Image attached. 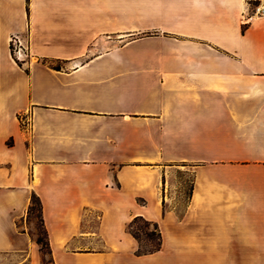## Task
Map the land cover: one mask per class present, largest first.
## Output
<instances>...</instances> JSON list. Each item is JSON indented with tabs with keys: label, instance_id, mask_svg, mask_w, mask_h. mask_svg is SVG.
I'll return each instance as SVG.
<instances>
[{
	"label": "crops",
	"instance_id": "obj_1",
	"mask_svg": "<svg viewBox=\"0 0 264 264\" xmlns=\"http://www.w3.org/2000/svg\"><path fill=\"white\" fill-rule=\"evenodd\" d=\"M256 4L0 0V264H264ZM137 217L158 252L138 255Z\"/></svg>",
	"mask_w": 264,
	"mask_h": 264
},
{
	"label": "trees",
	"instance_id": "obj_2",
	"mask_svg": "<svg viewBox=\"0 0 264 264\" xmlns=\"http://www.w3.org/2000/svg\"><path fill=\"white\" fill-rule=\"evenodd\" d=\"M18 62V61H17ZM21 64V62H18ZM193 191V185L189 182L187 186L185 195L186 198H190ZM37 212V218L40 223V230L38 231V244L41 248V252L44 255L50 253V246L48 241V233L45 228V223L42 214V203L38 196L33 195L31 206L28 211L29 219L32 218L33 214ZM143 223V228L136 230L135 226L138 223ZM151 226L154 228V232H144L145 239L142 238L141 233H143L144 228L149 229ZM129 232L139 243L138 255H148L158 252L162 247V235L157 224L148 222L142 217L135 218L129 225Z\"/></svg>",
	"mask_w": 264,
	"mask_h": 264
},
{
	"label": "built area",
	"instance_id": "obj_3",
	"mask_svg": "<svg viewBox=\"0 0 264 264\" xmlns=\"http://www.w3.org/2000/svg\"><path fill=\"white\" fill-rule=\"evenodd\" d=\"M251 13L253 16L256 17L264 16V7L261 4L255 5L251 7ZM10 43H11V52L13 58L16 61L22 62L25 61L27 57H29V54L27 52L28 48L25 47L20 36H12Z\"/></svg>",
	"mask_w": 264,
	"mask_h": 264
},
{
	"label": "rangeland",
	"instance_id": "obj_4",
	"mask_svg": "<svg viewBox=\"0 0 264 264\" xmlns=\"http://www.w3.org/2000/svg\"><path fill=\"white\" fill-rule=\"evenodd\" d=\"M256 5H258V4H256ZM253 6H255V5H253ZM253 6H251V7H253ZM179 170H181L179 172V180H180V186H181L180 188H182V191H183V194H184L182 200H183V202H185L187 200L185 192H186L187 186H189V182H191L192 178L189 177V176L186 177V176L183 175L182 171L185 172V170H186L185 166H180ZM37 214H38L37 212H35L33 214L32 218H31V221H33L36 224L37 231H39L40 230V223H39V220L37 218ZM141 228H143V223H141V222L138 223L135 226L136 230L141 229ZM144 232H154L153 226H151L149 229L144 228L143 233H141L143 239H145ZM44 258H45L44 259L45 264H48L49 261L46 259V257H44Z\"/></svg>",
	"mask_w": 264,
	"mask_h": 264
}]
</instances>
